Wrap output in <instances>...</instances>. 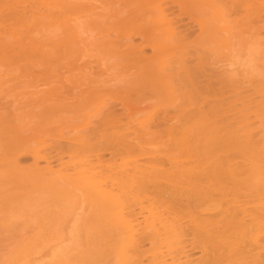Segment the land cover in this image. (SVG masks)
<instances>
[{"label": "bare ground", "instance_id": "obj_1", "mask_svg": "<svg viewBox=\"0 0 264 264\" xmlns=\"http://www.w3.org/2000/svg\"><path fill=\"white\" fill-rule=\"evenodd\" d=\"M108 4L0 0V204L86 198L129 247L113 264H264V77L249 94L203 47L254 36L264 53V0ZM109 62L123 73L89 77Z\"/></svg>", "mask_w": 264, "mask_h": 264}, {"label": "rangeland", "instance_id": "obj_2", "mask_svg": "<svg viewBox=\"0 0 264 264\" xmlns=\"http://www.w3.org/2000/svg\"><path fill=\"white\" fill-rule=\"evenodd\" d=\"M29 1H31V0H27V2H29ZM89 1H91L92 3H94L97 6L101 7L100 12L102 13L103 10H104V12H106L108 7L110 6L108 3L116 1V0H89ZM31 4H33V2H31ZM121 5L123 6L126 4H124L122 2ZM130 10H131L130 8L126 9L127 12ZM96 11H99V10L96 9L95 13H96ZM73 17H75V16H73ZM100 21H101V19H100ZM76 22H78V21H76ZM87 23L90 26L95 22H92L89 20V22H87ZM112 23H113L112 20H107L105 18V23H103V24H104L105 28L109 29L108 33L112 32L110 30L112 28V27H110V25ZM100 25L97 24V27L99 28L98 32L101 33L100 27L102 25L101 26ZM92 27L93 26H91V28ZM261 34L264 35V33H261ZM253 37H251L253 40H249L250 43L243 42L245 45L239 43V45H235V46H233V45L232 46H229V45L224 46L223 42L220 41L219 39H218V41H220V42L214 40L211 42L204 41V43H203V47L206 50L204 52V55L206 57H213L216 60H218V65H221L222 67H224V70H230L231 69L235 73H237L238 78H240L242 80L243 85L246 87L244 90H247V92L249 94L254 92V89H253L254 85H256L264 77L263 76V74H264V60H263L264 53H262L263 51L262 52L260 51V48L262 47V45H260L261 41L259 42L261 37L259 36L260 39H256V38L254 39ZM113 38H115V35ZM134 38H135V41H139V38H137V37H134ZM249 38L250 37H248L246 39L248 40ZM257 38H258V36H257ZM262 38H263V36H262ZM225 45H226V43H225ZM104 54L105 53H102V54L95 56L93 58H90V59L95 61L96 64H99V63H97L98 61H96V60L105 56ZM262 55H263V58H262ZM116 65L118 66L117 63H116ZM96 66H98V65H96ZM96 66H94V67H96ZM109 66L113 67V66H115V64L113 65V62H109L108 67H107L108 69H106L105 66H102L101 68L96 67L95 68L97 70V72L95 71L96 74H95V72H93V75L95 74V76L91 75L89 77H94V79H95L96 76H98L99 78L101 76L102 79L109 80L110 77L114 78V77L120 76L123 73V72L121 73V71L118 70L119 67L116 68V66H115L116 69H112V67L109 68ZM222 67H221V69H223ZM5 68H4V70H5ZM101 70H103V71H101ZM97 73L100 76L97 75ZM16 90L12 91V93H15ZM131 98L135 102L142 100V98H143L142 92L133 91V94H131ZM261 98L262 97L260 95H257V94L255 95L256 100H260ZM74 109L75 108L70 107L69 109H65V111L55 113L54 115L47 117L43 122L46 124L49 122L62 120L64 118V116L68 117L72 121H77L80 118H79V116H77L76 111H73ZM84 111H82V112H84ZM79 112H81V111H79ZM85 112H84V114H85ZM251 118H252V121L254 120V125L259 124V119L255 118L256 119L255 120L252 115H251ZM106 157H108L107 154H106ZM64 158L67 159L68 157L65 156ZM42 164H43V162H42ZM56 168H58V166L55 167V169ZM75 191L78 194L82 193V191H78V190H75ZM31 192L35 193L34 196H37V197H33V196L29 197L32 195ZM36 192H38V190H36V191L31 190L30 191L31 195L28 194L29 196L25 199L27 204L24 200H22V201L17 200L18 198L16 199L17 201L14 200V202L10 203L12 206L16 203L15 204V206H16L15 210L13 209L15 206L10 207L9 203H7V204H9V206L7 205L8 208L6 207V205H4L6 203L0 204V205H2V206H0V211H2V212H0V264H10V263L11 264H35V263L36 264H113V262H115V260H117L120 256H123L124 254L128 253L129 247H127L125 245V243L122 242L123 239H122V236H119V234H120L119 230L117 231L116 229H113L112 226L109 228L105 227L108 225L107 223L105 224V226H100L99 221L97 223L94 222V220L97 217L91 210L95 207H93L92 204H91V206H90V204L87 205L90 202L87 201L86 198H84V201H87V202L80 201L82 204L84 203L83 205L82 204L80 205L79 202L74 203L73 201H75V200L69 201V200H72V197H74L75 199L78 198V197H76L78 195L77 193L74 194L76 196H71L68 194L71 197L66 196L68 199L66 197H63L64 198L63 200H65V198H66L69 201V203L73 202L74 205H72V204L66 205L65 204L66 206L63 205L64 208H62L63 206H61V205L66 203L65 202L66 200L63 203L60 202L61 205L58 202L54 203L53 201H51L54 204L53 205L49 200V199L52 200V198H49V199L46 198L47 201L45 200L44 201L45 203L44 202L42 203L43 199L41 196H43L45 199V196L43 195L44 193L39 197V195L42 192L41 193L39 192L40 194L39 193L37 194ZM81 196H82V194L80 195L79 198H81ZM57 198H60V197H57ZM30 199L33 202L37 201V202H34L36 204H34V203H33L34 205L31 204L32 201L29 202ZM54 199L56 200V198H54ZM81 199L83 200V198H81ZM38 200H40V201H38ZM60 200H62V198H60ZM68 201H67V203H68ZM17 202L19 203L18 205H17ZM20 202H21V204H20ZM22 202L25 204L26 207H24V204ZM19 205H23V207H20L23 210H21V209L18 210ZM55 205H57L59 207H57ZM47 206H49V207H47ZM52 206H53V208H52ZM46 207L48 209L47 210L48 213L51 212V214H52V212H53L54 213L53 216L55 214H57L58 216L56 215L57 217L54 216L53 218L47 217L48 215L51 216V214L50 213L48 214L46 212ZM54 207L55 208L57 207V208L54 209ZM81 207L83 208V210H85V212H86V210L90 212V214L88 212H86L87 214L85 213L84 214L85 216L83 215V219L86 217L85 220H88V219L90 220L91 217H92V219L94 217V220L91 219L89 222L93 221V223H95V226L98 225L100 227L99 230H98V226L95 227L97 229H93V228L91 229V227H94V225L92 226L91 223H89V222L87 223V221H85V220H83V222H82L80 220L82 218L79 219L81 222L80 221H78L79 223L74 222L73 218L75 215H73V214L75 212L77 214V212L79 210L83 211ZM87 207L88 208L93 207V208L92 209L89 208V210H88ZM24 208H25V210H24ZM1 209H3V210H1ZM57 209H58V212H57ZM61 209H63V210L65 209V213L63 212V210L61 211ZM8 210H9V212H8ZM50 210H53V211H50ZM139 210L140 209L138 207H136V211H139ZM3 211H5V212H3ZM54 211H56V212H54ZM20 213H22V215ZM62 213H64V214H62ZM92 213L95 216H93ZM43 214L45 215V217H47L48 220L45 219V217L40 216ZM147 214H148V212H146V210H144L142 212V215L139 216V220H142V223L140 226L145 225L144 224L145 220H144L143 216L145 215L146 217H148ZM16 215H18V216H16ZM4 216H7V217L4 218ZM60 216H62V218ZM4 219H8V220H6V222H5ZM42 219H43L44 223H43ZM49 219H51V220H49ZM57 219H58V221H55ZM1 220H4V221H1ZM39 220H41V221H39ZM52 220L54 222H52ZM37 221H39V222H37ZM3 222H5V223L3 224ZM155 223H156V225H158L157 222H155ZM38 224L39 225L42 224V227H38L39 226ZM89 224H91V226ZM112 229H113V231H112ZM40 234L42 236H40ZM73 235H75V236H73ZM100 235H103V236H100ZM35 236H38V237H35ZM33 238H35V239L32 240ZM22 240L25 241L24 242L25 245L22 243ZM28 243L31 245H29ZM19 245L22 247L19 248ZM28 245H29V247H27ZM23 247H25V248H23ZM150 247H151V245L149 243H145L143 245L144 249H149ZM163 247L164 248L161 247L163 249V250L162 249L161 250L163 251V253L166 254L167 250H168L166 248L167 246L163 245ZM198 254L199 253L197 252L195 255H198ZM12 259H14V261H16V262L12 261ZM148 259L149 258H145L143 260V262H145V263L148 262ZM168 260H169V258L167 259V261Z\"/></svg>", "mask_w": 264, "mask_h": 264}]
</instances>
